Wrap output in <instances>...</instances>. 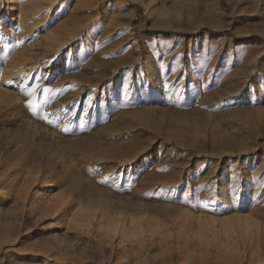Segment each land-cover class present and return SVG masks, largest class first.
<instances>
[{"label": "rangeland", "instance_id": "374dc122", "mask_svg": "<svg viewBox=\"0 0 264 264\" xmlns=\"http://www.w3.org/2000/svg\"><path fill=\"white\" fill-rule=\"evenodd\" d=\"M197 1L0 0V264H264V0Z\"/></svg>", "mask_w": 264, "mask_h": 264}, {"label": "bare ground", "instance_id": "6f19581e", "mask_svg": "<svg viewBox=\"0 0 264 264\" xmlns=\"http://www.w3.org/2000/svg\"><path fill=\"white\" fill-rule=\"evenodd\" d=\"M10 1V0H9ZM22 6V4H20ZM20 7V6H19ZM21 8V7H20ZM19 8V9H20ZM201 10L204 14L208 13V9L205 8V6L203 5V0H198L197 3L194 5V11L197 12ZM123 12L121 11L120 14H122ZM129 17H133L132 16V13L129 12ZM29 18V20L31 21L30 22V28H25L23 27V29L20 31V32H17V35H22V34H26L27 35H30L31 32H34L37 30V28H39V19H40V13H39V8L37 5H35L34 7L32 8H23L20 9L19 11H17V13H15L13 15V18H11V20L14 22V23H17L19 25H21L25 19ZM128 18V17H127ZM132 19V18H131ZM34 61V60H33ZM32 66H30L29 69L32 70ZM26 69V68H25ZM19 70V69H18ZM18 72V71H17ZM22 75V74H21ZM1 83V81H0ZM247 225H250V223H247L245 222V226ZM238 230L240 228V226L237 227ZM248 228V227H245V229Z\"/></svg>", "mask_w": 264, "mask_h": 264}, {"label": "snow or ice", "instance_id": "6c2138e0", "mask_svg": "<svg viewBox=\"0 0 264 264\" xmlns=\"http://www.w3.org/2000/svg\"><path fill=\"white\" fill-rule=\"evenodd\" d=\"M47 90V89H46Z\"/></svg>", "mask_w": 264, "mask_h": 264}]
</instances>
